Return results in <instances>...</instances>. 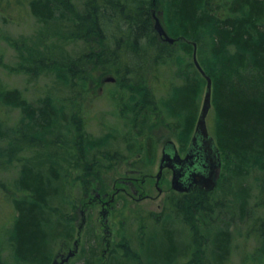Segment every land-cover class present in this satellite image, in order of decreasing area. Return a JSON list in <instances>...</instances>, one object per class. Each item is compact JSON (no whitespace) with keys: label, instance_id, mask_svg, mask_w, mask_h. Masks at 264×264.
I'll return each mask as SVG.
<instances>
[{"label":"trees","instance_id":"16d2710c","mask_svg":"<svg viewBox=\"0 0 264 264\" xmlns=\"http://www.w3.org/2000/svg\"><path fill=\"white\" fill-rule=\"evenodd\" d=\"M8 1L12 0H0V8L7 7ZM16 1L19 6L29 7L30 14L41 23L53 21L59 11L66 12L70 16L67 22L71 21L68 0ZM214 1L83 0L84 9L77 13L74 27L70 29L67 25L64 28L69 38L83 41L87 49L71 63L62 62L61 68L65 71H61L58 78L71 83V95L75 98L81 97L84 85L94 77L100 80L109 73L116 83L124 82L122 88L133 91L124 95L132 96L124 107L130 108L128 105L137 97V104L130 109L137 110L140 115L137 117L132 113L131 122H127L132 131L140 128L139 136H146V142L135 141L126 150L130 156L138 154L140 163L152 164L154 142L148 134V127H142L140 117L144 114L147 123L155 118L160 121L165 111L168 115H163L161 121L166 123L172 118L175 132L188 141L194 132L206 80L194 61L189 60L191 69L187 71L182 66L174 70V64L179 61L181 50L183 57L191 58L195 44L200 53L207 50L208 57L202 67L213 80L215 112L210 130L223 155V171L232 168L235 172L248 168L258 170L262 175L260 202L264 204V0H224L223 4ZM222 5L225 8L220 9ZM154 11L163 13L161 21L168 34L177 40L175 44L164 42L155 31ZM171 77H179L183 83L174 88L172 81L167 98L165 95L159 98L160 86ZM0 105L19 108L24 114L20 125L14 128L8 127L0 118V142L5 143L0 146V155H14L18 149L29 148L31 143L41 146L37 144L40 135L49 132L61 120L57 103L48 99L41 107H33L18 89L0 88ZM59 108L65 109L61 105ZM128 112L123 110V120L127 119ZM136 136L138 134L132 132L131 139L136 140ZM78 137L81 143H88L82 146L85 153L82 156H92V160L87 161V173L83 177L86 185L79 181L82 189L88 191L97 180L94 176L96 156L86 152L96 146L107 147L110 139L91 140L83 133ZM46 153L47 148H42L28 160L29 164L20 171L15 184L24 193L21 199H11L15 220L10 244L16 264H51L57 240L63 236L69 240L73 237L71 229L74 227L68 229L64 226V230L62 218L54 219L53 216L57 213L52 207L54 201L60 196H68L63 188L68 178L60 171L63 169L64 172V168L54 163L46 169L35 167L36 158L39 155L46 158ZM113 156L106 157V161L113 160ZM114 161L120 162L122 158ZM223 181L217 188H230V184ZM213 192L197 189L182 195L180 200L173 195L174 198L169 200L170 214L166 215H174L189 225L192 242L179 245L176 234L165 225L160 243L152 239L147 245V264H182L178 257L186 258L189 254L186 264H206L207 248L202 249L198 244L205 246L209 240L207 236L214 233L208 227L219 207L214 203ZM256 233L264 239V229ZM229 241L228 233L216 234L213 242L208 241L213 247L214 264H222L229 252ZM94 254L95 249L86 252L85 264L93 263Z\"/></svg>","mask_w":264,"mask_h":264},{"label":"rangeland","instance_id":"374dc122","mask_svg":"<svg viewBox=\"0 0 264 264\" xmlns=\"http://www.w3.org/2000/svg\"><path fill=\"white\" fill-rule=\"evenodd\" d=\"M68 1L71 4L69 23L67 21L70 16L64 11H59L53 21L47 24L41 23L30 14L29 7L17 5L16 0L8 1L7 7L0 8V88L18 89L36 108L51 99L58 104L61 116V120L54 128L40 135L37 144L41 146L31 143L29 148L18 149L14 155L7 153L0 155V187L4 188H0V263L16 264L10 238L13 237L12 223L15 220L12 200L24 197V193L15 187L20 171L29 164L37 152L47 148L46 158L53 159L48 160L44 155H39L35 160V167L46 169L48 165L54 163L64 168V172L63 169L60 171L68 178L63 187L68 196L67 198L60 196L54 201L52 207L57 213L53 216L54 219L62 218L63 229L64 226L74 227L71 229V237H73L70 240L64 236L57 240L51 264L61 262L59 254H67L71 251L77 239L79 242L77 253L68 264H85L87 258L85 254L92 249H95L92 264L122 262L147 264V245L152 239L155 243H160L165 225L176 234L179 245L186 246L192 242L189 225L184 224L174 215L167 217L170 214L169 200L174 198L173 195L177 200L182 198V194L172 189L171 171L164 173L160 184L163 194L160 196L156 188V176L165 143L169 140L174 141L181 155H184L193 134L188 141L179 137L174 130L172 118L166 123L161 121L163 115H168L165 111L160 121L155 118L147 123L144 122V114L141 115L139 121L143 123L142 127H148V134L154 142L155 156L152 164L140 163L138 154L130 156L126 150V147L132 146L135 141L146 142V136H139L140 128L139 131H132L127 122H131L130 118L133 114L137 117L140 115L137 110L130 109L137 104V97L135 102L128 105L130 108L124 107L132 97L124 95L133 93L129 88H122L124 82L105 83L104 80L107 78H114L108 73L100 80L94 77L88 81L80 98L71 95L73 93L71 83L58 78V74L65 71L61 68V63L65 61L71 63V60L77 59L87 47L83 41L69 38L65 31L67 25H70V29L74 27L77 13L84 9V2L83 0ZM216 1L223 4L224 0ZM223 8L225 7L222 5L220 9ZM63 14L66 17H63ZM157 15L163 18V13L157 11ZM183 55L181 50L180 59L174 64V70L181 66L184 70L191 69L188 65L189 60L194 59V51L191 58ZM197 57L203 65L208 57L207 50L202 54L197 47ZM172 81L174 88L183 83L179 77L166 79L158 90L159 98L164 95L167 98L166 94L170 91L169 84ZM204 93L205 89L199 103L196 123ZM60 105L65 109H60ZM123 110L129 111L126 120L122 119ZM23 115V111L19 108L0 105V118L10 128L20 125ZM214 117L213 108L207 119L209 129ZM132 132L138 134L134 141L131 139ZM81 133L91 140L104 137L110 139L107 147L96 146L86 152L96 156L94 176L97 180L92 183L88 191L82 189L79 181L86 185L83 177L87 173L85 171L87 161H91L92 156H82L85 155L82 146L88 143L80 142L78 135ZM0 146H5V143L0 142ZM106 151L110 153L107 154ZM111 154H114L113 160L106 161V157ZM118 158H122V161H114ZM223 164L225 166L224 162ZM222 173L224 177L222 176L220 181L224 180L225 183V178H228L225 184H230V188L222 186L213 192L214 203L219 207L208 223V227L214 233L211 237L210 235L207 237L213 242L214 235L228 233L229 252L222 260V264H264V239L256 233L264 229V204L260 202L259 196L262 175L254 168L239 172H235L233 168L228 172L224 169ZM147 176L153 178L148 181L146 187L141 188L140 183ZM130 178L139 180L138 194H135L132 186L127 183ZM145 195L149 198L142 199ZM82 224L83 228L79 231ZM208 241L205 246L198 245L202 249L207 248L205 263L214 264L211 254L213 247ZM127 252L129 254H126ZM198 256L203 257L202 254ZM189 258L190 254L186 258L178 257L182 264H186ZM17 264L21 263L17 262Z\"/></svg>","mask_w":264,"mask_h":264},{"label":"water","instance_id":"95a60500","mask_svg":"<svg viewBox=\"0 0 264 264\" xmlns=\"http://www.w3.org/2000/svg\"><path fill=\"white\" fill-rule=\"evenodd\" d=\"M153 17L155 21L154 29L160 38L168 44H175L176 39L168 34L155 11ZM194 63L197 70L206 80L203 105L195 132L184 158L181 157L173 141L169 140L165 143L159 174L157 175L158 187L164 169H170L173 172L172 189L181 194L192 193L197 188L206 192L214 191L218 186L223 165L222 153L215 139L210 135L207 125V118L213 106V80L207 75L198 61L196 44L194 50ZM104 82H115V78H107ZM159 194H162V189H159ZM84 222L85 220H83V224ZM83 224L80 226V231L83 228ZM78 244L79 242L76 241L73 250L69 251L67 254L58 256L61 258L59 264H66L74 257L78 250Z\"/></svg>","mask_w":264,"mask_h":264},{"label":"flooded vegetation","instance_id":"af4514ba","mask_svg":"<svg viewBox=\"0 0 264 264\" xmlns=\"http://www.w3.org/2000/svg\"><path fill=\"white\" fill-rule=\"evenodd\" d=\"M189 149V147L186 149V152H185V154L184 155H181L183 158L186 156V154H187V150ZM160 165H161V163H160ZM160 165H159V168H160ZM165 171H171V170H169V169H164V171H163V174H162V178H161V180H160V183L162 182V180H163V177H164V173H165ZM171 173L173 174V172L171 171ZM153 178V176H147L144 180H142L141 181V183H140V186H141V188L142 187H146L147 186V183H148V181L150 180V179H152ZM157 178V177H156ZM128 184H130V186H132V189H134V193L135 194H138V191H139V188H138V183H139V180L136 178H130L129 179V181L127 182ZM161 186V185H160ZM159 189H162L161 187L159 188L158 187V190ZM163 190V189H162ZM163 194V193H162ZM147 198H149V196L148 195H145V196H143L142 197V199H147ZM105 204V203H104ZM104 206H106V205H104ZM107 214V213H106ZM105 214V215H106ZM107 221V220H106ZM73 249V248H72ZM71 249V250H72Z\"/></svg>","mask_w":264,"mask_h":264}]
</instances>
